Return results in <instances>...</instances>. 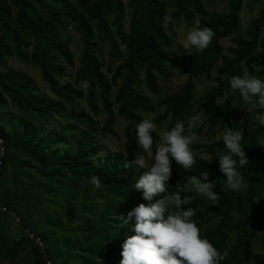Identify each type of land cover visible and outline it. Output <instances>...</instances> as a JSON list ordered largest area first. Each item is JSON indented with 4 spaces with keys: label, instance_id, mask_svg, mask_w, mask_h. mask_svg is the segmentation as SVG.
Wrapping results in <instances>:
<instances>
[{
    "label": "trees",
    "instance_id": "trees-1",
    "mask_svg": "<svg viewBox=\"0 0 264 264\" xmlns=\"http://www.w3.org/2000/svg\"><path fill=\"white\" fill-rule=\"evenodd\" d=\"M259 1L261 7L246 37L233 38L234 47L226 54L222 40L239 31L245 0H229L228 11L221 15H212L205 0H132L128 28L123 0H0V61L5 55H14L30 62L56 96L50 99L39 94L22 73L0 71V157L4 151L3 163H11L24 175L35 169L49 181L30 184L16 200L8 197L3 202L6 210H0V250L15 258L19 249L31 244L30 264H120L121 245L127 235L135 234L131 231L135 221L124 225L119 217L126 218L135 206L148 203L134 187L146 169L125 168L132 159L123 152L100 157L105 147L98 134L116 136L117 115L122 116L127 122L125 138L133 143L136 152L141 151L136 143V125L146 119L143 114L157 111L150 98L138 89L142 72L149 91L159 94L161 84L171 76L168 64L175 62L173 39L167 29L179 20L191 25L200 18L199 28L210 27L215 36L206 50L191 52L190 65L182 71L187 81L161 100L164 112L155 123L161 126L170 118V130L177 120L186 121L191 115L203 113V124L195 133L207 136L211 143L191 146L196 163L189 171L172 160L167 194L174 193L177 184L186 183L189 176L199 177L208 171L210 181L216 182L214 191L221 197L219 203L212 204L188 191L182 193V198L189 195L193 201L182 205L183 210L194 209L196 216L192 220L201 229V236L221 254L227 253L220 264H264V253L254 251L257 225L263 223L264 229V125L248 126L240 118L231 122L228 112L241 97L238 92L225 95L230 85L223 79L225 74L242 76L245 68L264 79V0ZM69 27L82 41L74 84L63 82L67 67L75 66ZM7 37L13 42L12 51L4 44ZM28 48H32L30 52ZM213 73L215 86L196 99V80ZM81 83L86 84L85 89L79 87ZM79 100L87 103L90 113L79 109ZM10 101L20 114L8 110ZM257 112L264 110L256 107L254 115ZM101 113L106 114V119L99 128L95 118ZM53 117L59 120L56 125L51 124ZM229 127L242 132V145L249 159L244 168H238L245 180L240 191L224 187L226 178L215 157L224 148L223 140L212 141ZM152 136L155 151L159 142L156 129ZM202 149L214 158L195 153ZM17 155L26 159L19 161ZM93 175L101 181L99 188L90 183ZM1 176L0 167V179ZM65 179L79 181V190L67 191ZM59 202L62 212L46 213L43 228L35 233L41 243L25 235L9 246L1 236V216L7 211L34 228L30 208L38 204L57 206ZM97 204L100 207L94 216ZM262 239L264 247V236Z\"/></svg>",
    "mask_w": 264,
    "mask_h": 264
},
{
    "label": "clouds",
    "instance_id": "clouds-1",
    "mask_svg": "<svg viewBox=\"0 0 264 264\" xmlns=\"http://www.w3.org/2000/svg\"><path fill=\"white\" fill-rule=\"evenodd\" d=\"M214 36L210 27L193 28L187 33L183 47L203 52ZM223 79L230 85L225 89V95L229 91L232 94L238 92L245 104L255 103L258 109L264 110V79L251 74L246 68L242 76L229 77L225 74ZM203 119V113H196L186 121L177 120L170 130L161 132L154 153L152 133L156 125L150 119H142L136 125V143L141 151L124 167L146 169L134 187L142 192V199L148 203L135 206L126 218L119 217L124 225L135 221L131 229L135 234L127 235L121 245L120 264H220L226 258V252L221 254L213 243L201 236V229L192 220L196 211L182 208V205L193 201L189 195L182 198V193L188 191L206 198L212 204L219 203L221 197L214 191L216 182L210 181L209 172L204 171L199 177L189 176L186 183L177 184L174 193L167 194L172 160L185 171L191 170L196 163L191 145L195 139V129L203 124ZM255 120L264 125V112H257ZM222 139L224 148L217 151L215 157L219 171L226 178L224 187L240 191L245 186V180L238 168H244L249 163L242 145V132L229 127L222 133ZM149 157L151 163L148 162ZM90 183L97 188L101 186L99 177L95 175Z\"/></svg>",
    "mask_w": 264,
    "mask_h": 264
},
{
    "label": "rangeland",
    "instance_id": "rangeland-1",
    "mask_svg": "<svg viewBox=\"0 0 264 264\" xmlns=\"http://www.w3.org/2000/svg\"><path fill=\"white\" fill-rule=\"evenodd\" d=\"M127 8V20L126 25L128 24L131 18L132 13V0H123ZM228 2L214 1L208 2L205 0L206 9L212 15H221L228 11ZM261 3L259 0H245L244 6L240 13L241 27L239 31L232 37L222 40L225 53L228 54V49L234 47L233 38L235 37H246V32L248 31L250 23L257 17ZM200 18L195 19L191 25H188L183 19L179 20L174 24L172 29H167L168 34L173 39V45L171 50L175 53V62L168 64V69L171 73L169 81L167 83L161 84V92L159 94H152L145 83V76L142 72V81L138 87L139 91L144 95L148 96L150 100L155 104L157 111L155 114H143L146 119H150L155 125L156 130L160 136L161 132L167 130L168 126L171 124V119H166L161 126L155 123V119L163 114L164 107L160 105L162 99L167 95L175 93L179 88L187 81L188 76L183 74V69L190 65V54L195 49L192 47L184 48L183 43L185 41L187 33L193 28H199ZM168 23H166V27ZM68 34L72 38L71 50L75 55V66L67 67V77L63 79V82H69L74 84L76 81V74L80 66V53L82 49L81 36L71 27L68 29ZM2 36V31L0 30V38ZM28 37L27 34H25ZM4 44L12 51L13 42L10 37H7L4 41ZM124 48V47H122ZM32 48H28L27 51H31ZM108 46L104 47V55L107 58ZM0 71L1 72H19L25 75L37 88L39 94L48 96L50 99H56V96L50 91L48 84L43 80L40 70L35 67L30 62H24L19 60L14 55H5L3 61H0ZM111 77V75H108ZM215 77L216 73H213L211 77H200L196 80L197 91L196 99H200L209 89L215 86ZM80 88L85 89L86 84L81 83ZM80 110H84L90 113L89 107L84 100L77 101ZM256 109L255 103L245 104L242 98L235 103L231 110L228 112L230 115V120L232 123L236 119H242L243 123L248 126H255L259 121L255 120L254 110ZM8 110L14 112L15 114H20L16 106L10 101L8 105ZM115 111H118V106H115ZM100 122V127L104 124L106 119V114L101 113L100 116L95 118ZM57 118L51 119V124L56 125L58 123ZM127 125V122L123 119L122 116L117 115V123L114 127L116 136L106 135L103 136L98 134V139L101 144L104 145L105 150L100 154V157H103L110 153L123 152L130 156L131 159L138 153L134 149L133 143L128 141L124 136V128ZM82 128L83 125H80ZM225 131V130H224ZM220 131L217 133L215 138L212 141H219L222 139V133ZM211 141L207 136L195 135V139L191 146L193 145H207ZM155 151H153L154 153ZM199 156L204 158L213 159L214 157L208 155L203 149L196 150ZM4 157V153L1 155ZM2 157H0V167L2 169V176L0 179V210H6L4 208L3 202L9 197L11 200H16L18 197L23 195L30 184H41L42 182H49L42 173H39L35 169H30L29 173L24 175L19 169L16 170L11 163H3ZM19 161H24L26 158L23 155H17L16 157ZM148 162L151 163V158H148ZM66 180V179H65ZM65 188L67 191L74 193L79 190L80 182L72 179H67L65 181ZM79 194V193H78ZM197 195V194H195ZM61 202L57 203V206H45L44 204H38L30 208L28 211L29 219L35 225L34 228L29 227L19 215L13 213L12 211H7V215L1 216L2 223V237L9 243V246H12L18 243L25 235H29L31 238L40 242V240L35 237L37 230H41L44 225V216L46 213H51L53 215H58L62 212ZM100 204L95 205V209H98ZM94 212V216L96 215ZM121 216V214H119ZM258 238L254 241V251L256 253H264V247L262 246V238L264 236L263 223L257 225ZM41 243V242H40ZM15 258H12L8 251L0 250V264H30L33 261L31 244H28L27 247L21 248L15 255Z\"/></svg>",
    "mask_w": 264,
    "mask_h": 264
},
{
    "label": "water",
    "instance_id": "water-1",
    "mask_svg": "<svg viewBox=\"0 0 264 264\" xmlns=\"http://www.w3.org/2000/svg\"><path fill=\"white\" fill-rule=\"evenodd\" d=\"M2 153H4V151H2Z\"/></svg>",
    "mask_w": 264,
    "mask_h": 264
}]
</instances>
